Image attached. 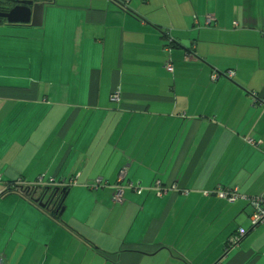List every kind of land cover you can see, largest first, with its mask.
I'll return each instance as SVG.
<instances>
[{"label":"crops","instance_id":"obj_1","mask_svg":"<svg viewBox=\"0 0 264 264\" xmlns=\"http://www.w3.org/2000/svg\"><path fill=\"white\" fill-rule=\"evenodd\" d=\"M262 101L264 0H53L41 26L0 22L3 264H264L247 202L202 194L264 192ZM122 167L189 193L114 203Z\"/></svg>","mask_w":264,"mask_h":264},{"label":"built area","instance_id":"obj_2","mask_svg":"<svg viewBox=\"0 0 264 264\" xmlns=\"http://www.w3.org/2000/svg\"><path fill=\"white\" fill-rule=\"evenodd\" d=\"M206 24H210L214 21V17L211 14H207L205 16ZM165 67L168 69H173V64L170 59H168L167 63L165 64ZM233 71H228L225 73L226 76L231 77L233 76ZM219 77L218 73H213L211 75L212 80H216ZM120 90L116 89L114 92L111 93L110 99L113 102H117L120 100ZM264 102V101H262ZM246 141L254 146H257L260 141L257 142L256 139L253 138H246ZM1 178V177H0ZM71 183H76V181H72ZM65 183H60L55 181L53 178L50 179L47 182L48 190H53L55 188H66ZM35 185H28L25 186L24 191H30L31 189H34ZM107 184L103 183L101 179H97L92 185L91 189L98 190L99 188L105 187ZM115 192L113 194V201L114 203L123 204L125 202V193L126 191H133L137 194H141L143 191H152L156 196L161 197L168 192H180L181 194H188L189 190L180 188L177 183L172 184H163L160 181L153 182L150 186L145 187L138 181H133L130 179H127V168L122 167L118 173V177L116 180V183L114 184ZM202 194L204 196H216L220 199L227 200L228 202H235L237 200H243L247 202V204L251 207V214H250V222L252 227L257 226L258 224L264 222V192L260 194H245L240 192L239 187H217L212 190H203ZM43 204H48V207H52V203L48 200L47 197L42 196L38 197ZM246 234V231L243 228H239L237 232L233 235H231L226 244V249L230 250L233 247H235L239 241L244 237ZM0 264H3V260L0 259Z\"/></svg>","mask_w":264,"mask_h":264},{"label":"water","instance_id":"obj_3","mask_svg":"<svg viewBox=\"0 0 264 264\" xmlns=\"http://www.w3.org/2000/svg\"><path fill=\"white\" fill-rule=\"evenodd\" d=\"M45 2H34L32 0L23 1L21 4L16 5L6 14L7 22L14 24H26L30 26H41L43 22V10ZM64 196L60 202L63 204L67 194V189L63 188ZM64 207L60 209L61 215Z\"/></svg>","mask_w":264,"mask_h":264},{"label":"trees","instance_id":"obj_4","mask_svg":"<svg viewBox=\"0 0 264 264\" xmlns=\"http://www.w3.org/2000/svg\"><path fill=\"white\" fill-rule=\"evenodd\" d=\"M35 1H37V2H45L47 4V3H51L53 0H35ZM34 189H31L30 191H26V192L29 195H31V194L34 193ZM147 192L148 193H152L153 195H155L152 191H147ZM177 193H180V192H177ZM39 196L40 197H42V196L47 197L48 200L52 203L51 209H48V206H47L48 204H45L47 212L50 213L54 218L59 217L60 209L62 208V206L64 207V202H63V204H60V202H61V200H62V198L64 196V192L62 191V189L55 188L52 191L51 190H48V191L42 190L38 194V197ZM155 197H158V196L155 195Z\"/></svg>","mask_w":264,"mask_h":264},{"label":"flooded vegetation","instance_id":"obj_5","mask_svg":"<svg viewBox=\"0 0 264 264\" xmlns=\"http://www.w3.org/2000/svg\"><path fill=\"white\" fill-rule=\"evenodd\" d=\"M23 1H29V0H0V22L10 25H17L14 23H8L6 14L10 11V9H12L18 4H21ZM32 1L37 2L35 0Z\"/></svg>","mask_w":264,"mask_h":264}]
</instances>
